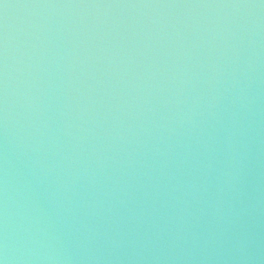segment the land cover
Wrapping results in <instances>:
<instances>
[{
	"label": "water",
	"instance_id": "1",
	"mask_svg": "<svg viewBox=\"0 0 264 264\" xmlns=\"http://www.w3.org/2000/svg\"><path fill=\"white\" fill-rule=\"evenodd\" d=\"M0 264H264V0H0Z\"/></svg>",
	"mask_w": 264,
	"mask_h": 264
}]
</instances>
